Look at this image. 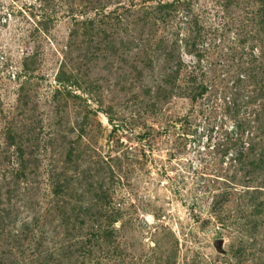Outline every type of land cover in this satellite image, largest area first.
<instances>
[{
    "label": "rangeland",
    "instance_id": "1",
    "mask_svg": "<svg viewBox=\"0 0 264 264\" xmlns=\"http://www.w3.org/2000/svg\"><path fill=\"white\" fill-rule=\"evenodd\" d=\"M0 264H264V0H0Z\"/></svg>",
    "mask_w": 264,
    "mask_h": 264
},
{
    "label": "trees",
    "instance_id": "2",
    "mask_svg": "<svg viewBox=\"0 0 264 264\" xmlns=\"http://www.w3.org/2000/svg\"><path fill=\"white\" fill-rule=\"evenodd\" d=\"M238 150H239V149H237V151H238ZM239 152H240V150H239ZM240 153H241V152H240ZM235 154L238 155L237 153H235ZM237 157H238V156H237ZM237 157H236V158H237ZM236 158H235V160H236Z\"/></svg>",
    "mask_w": 264,
    "mask_h": 264
}]
</instances>
